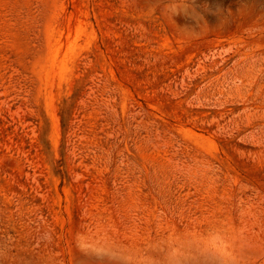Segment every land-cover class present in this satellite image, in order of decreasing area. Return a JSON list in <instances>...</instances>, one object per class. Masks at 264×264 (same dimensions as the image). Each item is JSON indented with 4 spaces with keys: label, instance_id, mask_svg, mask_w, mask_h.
<instances>
[{
    "label": "rangeland",
    "instance_id": "obj_1",
    "mask_svg": "<svg viewBox=\"0 0 264 264\" xmlns=\"http://www.w3.org/2000/svg\"><path fill=\"white\" fill-rule=\"evenodd\" d=\"M0 264H264V0H0Z\"/></svg>",
    "mask_w": 264,
    "mask_h": 264
}]
</instances>
